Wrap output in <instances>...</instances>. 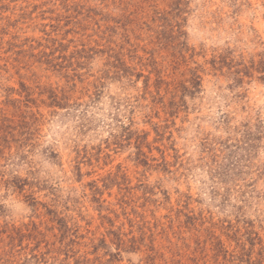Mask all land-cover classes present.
Listing matches in <instances>:
<instances>
[{
  "label": "rangeland",
  "instance_id": "rangeland-1",
  "mask_svg": "<svg viewBox=\"0 0 264 264\" xmlns=\"http://www.w3.org/2000/svg\"><path fill=\"white\" fill-rule=\"evenodd\" d=\"M174 1L0 0V264H264V0Z\"/></svg>",
  "mask_w": 264,
  "mask_h": 264
},
{
  "label": "trees",
  "instance_id": "trees-1",
  "mask_svg": "<svg viewBox=\"0 0 264 264\" xmlns=\"http://www.w3.org/2000/svg\"><path fill=\"white\" fill-rule=\"evenodd\" d=\"M181 1L182 0H175L172 3V5H171L173 8L179 9V12H180L179 14L177 13V14H174V16H172V12H173L174 9H172V11L171 10L170 11H165V10L162 11L159 8H154V10L152 11V14L150 16L151 22L138 23V25H139L138 28H145L144 26H146V29H147L146 31H148V32L152 31L153 32L152 37L154 39L150 40L151 44H156L158 42L157 39L162 40L163 38L168 39L169 37H171V36H166L165 34H166L167 31L173 30L175 25L178 26L179 29H181L184 26V22L182 23L181 21L178 20V21H176V24H174L173 21H171L172 19L170 18V16L173 17V18H176V17L179 18V17L182 16L183 10H181V8H180L181 3H182ZM182 19L185 21L187 18H182ZM157 22H161L162 24L157 25L156 24ZM156 34H158V35L155 37ZM182 34H184V32H182ZM59 47H57L55 49V51H57V50L63 51L64 50V46L62 44ZM67 48L68 47H65V51H66ZM136 49L135 48L131 49V52L135 53L138 50V49L137 50ZM148 52L151 54V56H154L155 53H156V49L152 48ZM81 53L82 52H77V53L73 52L70 56H63V61L59 63V62H55L56 59L49 58V57H51L54 54V52H53L51 54H46L47 59L45 60V62L41 61V63H42V65L44 63L47 65V70L52 69V70H57V71H63V70L66 69L68 71L72 67V69L74 71V74H73L72 77H70V79L71 80H75L76 77H78V78L82 77V75L77 72L78 68L80 69V68H83L86 65H88L85 62L81 63L79 61V59H78V61L76 63L73 62L74 58L81 57L80 56ZM133 55H135V54H133ZM116 56L118 58L117 61L120 62L121 61V58L119 57L120 54L116 55ZM75 64H77V68H74ZM199 70L200 69L198 67L189 69L187 73L190 75V77L187 80H185V81H189L194 87H197V88H198V85L200 84V81H201V76L199 75ZM66 76H70V75L67 74ZM163 83H165L163 81V79H161V80L159 79V84H161V86L163 85ZM62 91H65V88H63ZM53 97H58V94H55L54 91H53ZM61 99L65 100L66 102H60V101L57 102L56 101L54 103H59V105H68V100L69 99H68L67 96H63V97H61ZM27 107L30 108V106H27ZM30 112H32V111L31 110L30 111H25L21 115V117H22L21 123H23L24 127H27V125L29 123L27 121V118H30V114H31ZM0 115H2V111L0 112ZM33 116H35V113L32 112V117ZM5 120L6 121H12V119L7 118L6 116L3 117V118H0V134H2V132H3L5 134L4 140H7L9 138V136L13 135V132H15L13 130H16V129H18V127H20V122L18 124V127H16V126L13 127L12 125H10V126L13 127V129L12 130H8V128H10V126H8L7 123H4ZM0 138H3V136H0ZM18 234L20 235V231H18ZM40 234L44 235L43 232H41ZM22 237H23V235H22ZM14 240L15 239L13 238V241ZM251 243H252V245L255 246L254 242H251ZM242 255H244V254H242ZM237 257L238 256H234V258H237ZM6 264H13V261H11V259H8L6 261Z\"/></svg>",
  "mask_w": 264,
  "mask_h": 264
}]
</instances>
